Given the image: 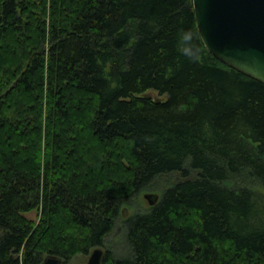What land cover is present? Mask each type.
<instances>
[{"label":"trees","instance_id":"1","mask_svg":"<svg viewBox=\"0 0 264 264\" xmlns=\"http://www.w3.org/2000/svg\"><path fill=\"white\" fill-rule=\"evenodd\" d=\"M255 182L264 84L205 49L192 0H0V264H264Z\"/></svg>","mask_w":264,"mask_h":264},{"label":"water","instance_id":"2","mask_svg":"<svg viewBox=\"0 0 264 264\" xmlns=\"http://www.w3.org/2000/svg\"><path fill=\"white\" fill-rule=\"evenodd\" d=\"M196 26L205 49L224 65L264 84V0H192ZM150 206L157 194L144 196ZM123 210V217L126 216ZM94 249L87 264H102ZM42 264H63L47 257Z\"/></svg>","mask_w":264,"mask_h":264},{"label":"rangeland","instance_id":"3","mask_svg":"<svg viewBox=\"0 0 264 264\" xmlns=\"http://www.w3.org/2000/svg\"><path fill=\"white\" fill-rule=\"evenodd\" d=\"M150 95L158 98L157 94L150 93ZM188 173H189V175L186 177L181 172H173V173L161 176L159 179L156 180L155 183H153L152 188L150 190L141 193L139 199L137 198V199L133 200L127 206H123L121 208V211H120L121 212L120 217L122 219H126L127 217L134 214V212H140L143 209L148 208L149 204H148L147 200H145V198H144L145 194H157V195L161 196L163 193V189L166 190V189L170 188L172 185L180 183V182H184L187 179L188 180L189 179H195V178H197L199 172L195 171V170H193V171L189 170ZM243 185L244 184H242L236 180L232 181V183L231 182L228 183V186L232 187V188H240ZM251 189L253 191H255L257 196L262 201H264V187H260L258 185V183L255 182V186ZM123 210H126V212H127L125 217H123V215H122ZM22 216L25 219L33 221L34 223H36L38 221V218H39V208L31 210L30 212H27V213L23 214ZM120 234H121V232H120ZM107 241L109 244L111 242L112 246L114 244H115V246H117L115 243V240H113V238H112V235L107 239ZM102 251L104 252L105 248H103ZM88 257H89V255L88 256L78 255L69 264H87ZM102 260H103V258H102Z\"/></svg>","mask_w":264,"mask_h":264},{"label":"bare ground","instance_id":"4","mask_svg":"<svg viewBox=\"0 0 264 264\" xmlns=\"http://www.w3.org/2000/svg\"><path fill=\"white\" fill-rule=\"evenodd\" d=\"M145 195H146V194H145ZM145 195H144V196H145ZM158 196H159V195H158ZM158 201H159V199H158ZM63 264H65V263H63Z\"/></svg>","mask_w":264,"mask_h":264}]
</instances>
